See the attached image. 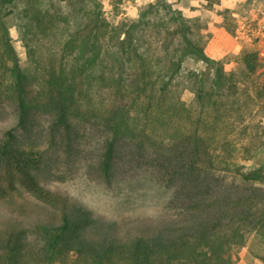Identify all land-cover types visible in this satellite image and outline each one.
Here are the masks:
<instances>
[{
	"label": "trees",
	"instance_id": "obj_1",
	"mask_svg": "<svg viewBox=\"0 0 264 264\" xmlns=\"http://www.w3.org/2000/svg\"><path fill=\"white\" fill-rule=\"evenodd\" d=\"M42 1L0 0V11L10 7L5 14H20L18 30L37 71L24 73L3 32L0 101L14 105L16 124L0 137V197L14 200L22 218L0 220V264H50L67 257L74 264H236L252 234L264 240V168L244 172L236 162L240 148L233 134L245 117L232 114L234 75L215 65L200 42L189 37L191 26L180 14L158 17L153 46L144 38L151 23L144 15L114 25L97 2L82 4L87 10L80 17L63 16L56 5L42 8ZM61 29L66 36L59 38ZM52 34L58 48L43 57L41 37ZM187 57L214 69L208 89L198 79L204 74H193L198 89L191 106L169 93ZM257 60L255 52L243 53L249 74L256 71ZM93 86L108 91L110 100L93 103ZM38 114L49 120V146L62 142L68 152L77 121L99 119L107 136L98 166L107 178L124 154L137 164L156 162L175 185L173 201L181 208L177 220L125 228L120 236L116 222L96 218L65 194L46 188L40 181L47 171L46 151L33 139ZM260 136L264 149V124ZM225 173L237 178L235 189L233 179L227 187ZM17 186L35 201L22 194L15 200Z\"/></svg>",
	"mask_w": 264,
	"mask_h": 264
},
{
	"label": "rangeland",
	"instance_id": "obj_2",
	"mask_svg": "<svg viewBox=\"0 0 264 264\" xmlns=\"http://www.w3.org/2000/svg\"><path fill=\"white\" fill-rule=\"evenodd\" d=\"M94 2L100 4L102 16L114 25L121 21H137L144 15L151 22L144 32L148 43L153 41L152 37L158 31V17L168 18L180 14L191 26L192 34L189 37L199 41L205 54L215 65L222 66L227 74L232 73L237 81V105L233 107L232 114L235 117L239 114L245 117V122L238 125L233 134L235 142H238L237 147L240 148L236 156L237 164L241 165L244 172L260 166L264 168V149L261 147L260 136L264 124V0H76L70 6L43 0L40 6L49 9L51 5H56L63 16L72 12L82 17L87 10L86 7L81 9L82 4ZM9 9L0 11L3 22L0 37L3 32L7 34L16 63L24 73L37 75L18 30L20 14L17 10L9 15L5 14ZM56 35L60 38L61 35L65 37L66 33L61 29ZM41 39V42H45L40 48L43 57L57 50L58 42L55 41L58 38L56 39L55 34ZM150 44L154 46V43ZM1 50L0 47V52ZM244 52L257 54V69L252 74L243 65ZM194 73L204 74L198 79L202 81L204 89L209 88L214 74L213 67L209 68L202 61L187 57L169 88L173 100L180 98L185 105H194L198 89ZM92 99L93 103L98 104L102 99L110 100V97L108 91L94 87ZM88 117L77 121L74 147L68 152L62 142L49 146V120L46 115H37L33 139L40 151H46L48 159L47 171L40 174L42 184L65 194L87 208L94 217L106 222H116L120 227V236H124L125 228L136 229L137 225L139 228L151 227L177 220L181 208L178 207L179 202L173 201L175 185L159 171L156 162L148 159L137 164L132 161L131 155L124 154L116 161L112 174L108 178L103 175L98 162L107 134L100 126L99 119ZM15 124L14 105L8 99L1 100L0 137ZM184 124L183 119L181 126ZM18 133L21 132L18 130ZM243 146L249 150L242 151ZM222 176L228 181L227 187L232 179L237 180L230 173ZM236 180L232 189L238 185ZM4 184L6 186V182ZM260 186L264 188V185ZM17 187L15 200H21L19 194L23 198L34 200L23 188ZM244 189L248 191V188ZM11 216L22 218L15 211L14 200L0 197V220ZM50 264L74 263L72 257H67L66 260H54ZM236 264H264V240L259 234L249 237L245 247L238 253Z\"/></svg>",
	"mask_w": 264,
	"mask_h": 264
}]
</instances>
